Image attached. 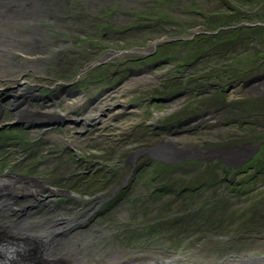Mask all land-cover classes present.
I'll use <instances>...</instances> for the list:
<instances>
[{
	"label": "rangeland",
	"instance_id": "374dc122",
	"mask_svg": "<svg viewBox=\"0 0 264 264\" xmlns=\"http://www.w3.org/2000/svg\"><path fill=\"white\" fill-rule=\"evenodd\" d=\"M40 1V8L50 1L64 18L55 24L62 39L77 40L72 46L63 41L62 49L125 51L106 63L117 74L97 71L82 82L83 100L109 84L130 83L102 100L117 99L116 114L105 110L100 123L69 124L61 132L3 127L14 119L8 105L1 106L0 174L31 176L48 187L46 199L31 211L80 217L75 232L96 237L98 249L118 247L122 257L264 264V95L241 91L225 97L207 84L194 87L200 79L225 82L226 90L236 85L231 81L238 70L264 60V25L192 34L197 27L264 24V0ZM171 36L190 38L163 41L145 55L130 51ZM235 37L246 40L220 42ZM156 55L162 62L151 64ZM118 59H125L118 68L109 64ZM147 63L148 70L138 73ZM216 99L223 110L210 113L205 106ZM8 100L3 95L0 103ZM78 101L79 96L69 98L53 109L68 111ZM28 106L39 108L32 101ZM164 124L174 127L155 128ZM155 144L165 146L148 150ZM240 145L258 147L230 160L214 150Z\"/></svg>",
	"mask_w": 264,
	"mask_h": 264
},
{
	"label": "bare ground",
	"instance_id": "6f19581e",
	"mask_svg": "<svg viewBox=\"0 0 264 264\" xmlns=\"http://www.w3.org/2000/svg\"><path fill=\"white\" fill-rule=\"evenodd\" d=\"M37 7L40 8V4L32 0L29 6L33 10L29 13L31 17L37 16L34 10ZM26 12L24 0H0V100L3 95L9 99L0 103L1 117L3 104L8 105L13 118L25 110L30 111L28 104L33 80L26 61L28 55H36L37 52L30 49L28 32L23 31ZM17 100L20 101L16 103ZM163 146L153 145V149L160 150ZM46 189L48 187L41 180L31 176L23 177L11 172L0 174V264H186L175 256L151 257L140 253L122 257L118 247L98 249L96 237L83 238L81 233L75 232L80 217H57L55 208L48 210L55 211L56 214L51 213V216L42 211H31L46 199L42 194ZM6 190L9 192H4ZM27 257L31 262L25 259ZM248 263L246 260L238 262ZM189 264L200 263L193 261Z\"/></svg>",
	"mask_w": 264,
	"mask_h": 264
},
{
	"label": "flooded vegetation",
	"instance_id": "af4514ba",
	"mask_svg": "<svg viewBox=\"0 0 264 264\" xmlns=\"http://www.w3.org/2000/svg\"><path fill=\"white\" fill-rule=\"evenodd\" d=\"M24 1L27 11L25 26L29 37V39H27V42L29 41L28 46L31 47L30 49H35V52H37L36 55H34L35 53L28 55L26 61L30 65L29 70L31 72L30 73L31 77L33 78L32 79L33 87L31 93L33 97H31L32 99L30 100L34 103V106L38 105L39 108L30 109V111H25L24 113H21L19 117H21L22 114L25 115V113H27L22 118L19 117L13 118L11 114L10 116L12 117V119H14L13 122L11 123L4 122L3 127L19 126L22 127V129L26 130L28 128H25L23 126H26L27 123L36 124L37 122L43 121L45 123L44 126L40 125L36 127H45L46 130L59 129V131L61 132L62 130L67 128L69 124L75 126H79V124H81L87 127V125L90 126L91 122L93 121H97L100 123L102 120L100 119V114H102V112H106L105 110L108 111L106 113L116 114L114 109H121L120 107L121 105H119L120 103L116 101L117 99L114 98L115 100H110V101L108 100L102 101V100L108 96L109 97L114 96L113 93L118 91L120 92L121 87L122 88L124 86L126 87L127 85H129L130 82L126 81L124 84H122L120 87L117 88H116L117 84L115 85L109 84V86L101 89L99 93H97L96 95H92L86 98L85 100H83L82 98V94H83L82 87H84L82 86V82L85 81L87 82V79L89 80L97 76L98 75L97 71H105V74H107V71L109 70L106 64L108 62V59L119 55H124L125 51L118 50L117 52H112V51L94 52V50L86 49V51L83 50V52L78 53L77 50H73L68 47H66V49L64 50L61 48V43L63 41H67L68 42L67 44L70 43V46H72L74 42L75 43L77 42V40L76 39L66 40L65 36L64 39H62L63 38L61 37L62 32L55 28V24L57 23V21L58 23L60 22L62 23L64 18L59 17V15L55 13L54 9H52V3L50 4L49 1L47 2L45 8L43 7L38 8L39 7L38 6L36 9H34L35 14H37V16L34 18L31 17L30 15L33 10L29 8L30 2H32V0L30 1L24 0ZM34 1L41 4L40 0H34ZM38 39L40 43L38 42ZM244 40L246 39H238L237 37H235V39L225 38V40L220 42H223L224 44L225 43L228 44L230 42L234 43L235 41L243 42ZM228 45L230 46V44ZM152 52H154V50H152ZM135 53H142L145 55L146 51L144 52L135 51ZM93 56L95 57L93 58ZM199 57L200 56L197 55V58ZM119 58H121V56ZM154 58L156 59L153 60L151 64H155V62L156 63L162 62L161 61L162 57L160 58L159 55H156ZM124 60L125 59H118L116 63L110 62L109 64L110 65L117 64L115 66H117L118 68L119 62L122 63ZM151 64L150 63L144 64L145 67L144 69H141L142 67L141 68L139 67L138 73L148 70ZM192 64L193 62H189L187 65L191 66ZM99 66L102 68L100 69ZM247 72L249 73V75H246ZM117 73H118V69H115V71L109 70L108 72V74L111 76ZM200 80L198 83L195 84L194 87H196L197 89L198 88L201 89L202 87L205 88V85L207 84V86L211 87L213 91L215 92L217 91L220 96L226 97L228 93L238 94L241 91L248 93V95H252L251 97H254V95H259V94L264 95V60L258 62L254 61L253 63H249V66L246 69H244V71L238 70L237 76L234 78V80L231 81L236 85L229 87L227 90L224 87L225 82L207 81V83H204L201 82ZM120 81L118 82L120 83ZM204 90H205L204 92H206V89ZM104 94L106 95L102 97ZM78 96L80 97V101H78L77 104L73 105L72 108L68 109V111L61 112L58 111V109L57 110L53 109V107H56L64 100ZM218 101L219 100L216 99L213 102H210L209 105L206 106L204 105V106L206 107V109L211 110L209 111L210 113L211 112L217 113L218 111L223 110L222 104H220ZM123 107L125 106L122 105V108ZM204 108L202 110H205ZM93 110H95L94 113L92 112ZM88 121L90 123H88ZM168 127L173 128L174 125L164 124L163 127L156 126L155 128L158 130H165V128ZM160 145H165V144H160ZM155 150L158 149L155 148Z\"/></svg>",
	"mask_w": 264,
	"mask_h": 264
},
{
	"label": "water",
	"instance_id": "95a60500",
	"mask_svg": "<svg viewBox=\"0 0 264 264\" xmlns=\"http://www.w3.org/2000/svg\"><path fill=\"white\" fill-rule=\"evenodd\" d=\"M256 24H259V25H264L263 23H261V22H254V23H250V22H245V23H238V24H236L235 26H224V27H218V28H216V29H214L213 31H210V30H208V29H206V28H195L194 29V31H192V34H194V33H197V32H201V33H212V34H214V32H216L217 30H219V29H224V28H235V27H238V26H241V25H248V26H251V25H253V26H255ZM197 29H199V31L197 30ZM191 34V35H192ZM192 37V36H191ZM190 38V36H188V37H185V36H182V37H179V36H171V37H169V38H161V39H154L152 42H151V44H150V46L148 47V48H140V49H131L130 51H136V52H144V51H147L148 49H150V48H153V49H155L156 47L155 46H157V45H159V44H161V42H163V41H171V40H182V39H189ZM32 97V96H31ZM174 97V95H170V96H163V97H156V98H153L154 100H158V101H165V100H168V99H170V98H173ZM19 99H21V97L19 98ZM23 99V98H22ZM30 99H32V98H30ZM3 100H5V99H3ZM18 101H20V100H17L16 101V103H18ZM103 113V112H102ZM104 114V113H103ZM40 125H42V126H44L45 125V123L42 121V122H37L36 124H28L27 123V125L26 126H23V127H27V128H31V127H36V126H40ZM166 144V143H165ZM156 145V144H155ZM154 145V146H155ZM168 145V144H167ZM165 146V145H164ZM168 146H170V145H168ZM171 147V146H170ZM257 145H254V146H252V147H249L248 145H240V146H233V147H229V148H224V149H214L215 150V152L218 154V156L220 155V157H222L223 159H225V160H230V159H232V158H236V157H240L241 155H243L244 153H247V152H250V151H255V150H257ZM150 149H152L153 151H155L154 149H153V146L152 147H150L148 150H150ZM172 149H175V148H172ZM177 149V148H176ZM175 149V150H176Z\"/></svg>",
	"mask_w": 264,
	"mask_h": 264
}]
</instances>
